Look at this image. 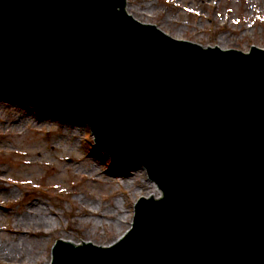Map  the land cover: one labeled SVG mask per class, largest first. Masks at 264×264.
<instances>
[{"label":"water","instance_id":"1","mask_svg":"<svg viewBox=\"0 0 264 264\" xmlns=\"http://www.w3.org/2000/svg\"><path fill=\"white\" fill-rule=\"evenodd\" d=\"M125 3L0 0V92L82 118L161 190L50 264H264V48L175 38Z\"/></svg>","mask_w":264,"mask_h":264},{"label":"rangeland","instance_id":"2","mask_svg":"<svg viewBox=\"0 0 264 264\" xmlns=\"http://www.w3.org/2000/svg\"><path fill=\"white\" fill-rule=\"evenodd\" d=\"M126 8L176 38L245 51L264 48V0H128ZM0 98L15 102L0 106V264H49L60 238L78 244L81 237L96 244L119 238L132 224L134 204L146 196L139 188L150 180L145 166L114 161L76 115L31 97ZM49 109L64 118L63 125L40 120ZM75 123L74 133H64L65 124ZM98 154L100 162L93 159ZM92 166L97 171L89 174ZM119 200L118 211L109 208ZM29 209L50 222L21 220ZM19 240L28 241L26 247Z\"/></svg>","mask_w":264,"mask_h":264},{"label":"bare ground","instance_id":"3","mask_svg":"<svg viewBox=\"0 0 264 264\" xmlns=\"http://www.w3.org/2000/svg\"><path fill=\"white\" fill-rule=\"evenodd\" d=\"M14 103L15 102L12 101L11 99L1 100V98H0V106H2V107H4V106H14ZM23 109H24V111L21 114L22 115H25V108H24V106H23ZM22 115L19 118V121L22 120ZM57 119L60 121L61 125H63L64 118L57 116L56 113H55V111L53 109H49L48 111H46L42 115V117H41L40 120L42 122H47V121L53 122L54 120H57ZM28 120L29 119H25L26 122ZM64 127H65V129H64L65 132L64 133H68V132L74 133L78 129V124H76V123L73 124V125L65 124ZM52 147H53V145H52ZM101 158H103V156L101 157V154H98L96 157H93V159L96 162H100V160H102ZM53 168H54V170H57V167L56 166H53ZM88 169H89V171H88L89 174L96 173L97 169H99V166L97 165V169H96V166L88 167ZM112 175L113 176H116L117 173L112 174ZM121 177H122L123 181H125V182L127 181V177H124L123 174H121ZM148 182L149 183H147L145 187H139L141 189V192H142V190H145V195L146 196H150L151 195L150 197L157 198V197L161 196V192L160 191H157L158 188H156V183L154 181H152L151 179ZM120 202L121 201L119 200L117 203L112 204L109 208L112 207L114 210L118 211V208L120 206ZM36 207L38 208V210H40V207L41 206L40 205H36ZM37 211L33 212V209H29L28 212L30 213V215L28 216L26 214L27 216L21 218V220H23L26 217H28V220H33V222H36V223H40V221L42 222V220H46V221L50 222V219L46 218L42 214H38ZM127 212H128V210L122 211L121 217H125V215H126ZM66 240H68V241H70L72 243H75V244H78L80 242L79 240H76V239H73V238H68V237H66ZM18 242H19L18 243L19 244L18 245L19 247L20 246H25L26 247V244L28 243V241L27 242H24V241H21V240H19Z\"/></svg>","mask_w":264,"mask_h":264}]
</instances>
